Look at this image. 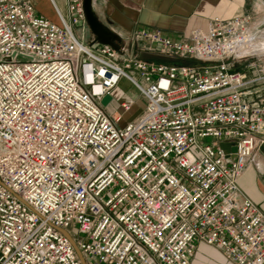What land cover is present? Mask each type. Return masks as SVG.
<instances>
[{
  "label": "built area",
  "instance_id": "built-area-1",
  "mask_svg": "<svg viewBox=\"0 0 264 264\" xmlns=\"http://www.w3.org/2000/svg\"><path fill=\"white\" fill-rule=\"evenodd\" d=\"M49 1L55 20L0 0V264H191L200 243L264 264V213L239 186L264 144L252 15L132 33L187 66L121 59L77 33L84 0ZM123 80L144 99L133 118L134 99L101 104Z\"/></svg>",
  "mask_w": 264,
  "mask_h": 264
},
{
  "label": "crops",
  "instance_id": "crops-1",
  "mask_svg": "<svg viewBox=\"0 0 264 264\" xmlns=\"http://www.w3.org/2000/svg\"><path fill=\"white\" fill-rule=\"evenodd\" d=\"M34 3L37 7V0H34ZM97 4L98 0H95V10L101 21L122 38L119 51L121 59L134 58L151 63L179 65L197 62L163 54L150 43L132 42L130 38L134 30L139 27L159 29L175 39H181L187 32L205 27L215 18L228 20L236 15H252L254 10L252 0H102L98 8ZM93 40L94 36L89 42ZM120 84L113 90L114 102L112 108L106 109V112L113 114L122 101L134 99L137 106L133 114L128 115V118H133L143 107L144 99L141 96L134 98L126 94L118 95ZM239 186L264 213V144L259 147L255 162L240 178ZM191 264L235 263L226 256L222 248L200 243L191 257Z\"/></svg>",
  "mask_w": 264,
  "mask_h": 264
},
{
  "label": "rangeland",
  "instance_id": "rangeland-1",
  "mask_svg": "<svg viewBox=\"0 0 264 264\" xmlns=\"http://www.w3.org/2000/svg\"><path fill=\"white\" fill-rule=\"evenodd\" d=\"M60 9L63 11V13L66 12L67 10V3L66 0H56ZM102 0H98V4H97V8L100 7ZM253 4V23H252V29L254 31V33L256 35H258L260 37L261 42H263L264 44V0H252ZM94 7H95V0H94ZM37 9L38 11L45 15L48 18H55V13H54V8L51 5L49 0H37ZM77 33L78 34H82L85 33V39L89 42L91 41V39L93 38V34L92 31L89 27V25L87 24V26H85V29H81V24L78 25L77 27ZM81 29V30H80ZM98 44H95V46ZM121 55V54H120ZM235 64H233V66L235 68H237L238 70L241 71H246V64H240L237 62H234ZM130 75H135V73L133 71H127ZM118 95H131L134 98H138L140 97L139 92L137 91V89L127 80H123L120 84V87L117 91ZM112 108V103L109 104V106L107 107V109H111ZM207 142H210V140H207ZM74 232H77V228L74 229Z\"/></svg>",
  "mask_w": 264,
  "mask_h": 264
},
{
  "label": "water",
  "instance_id": "water-1",
  "mask_svg": "<svg viewBox=\"0 0 264 264\" xmlns=\"http://www.w3.org/2000/svg\"><path fill=\"white\" fill-rule=\"evenodd\" d=\"M84 9L86 14L87 23L92 31L94 36L93 43H100L103 45H109L113 47L115 50L120 51L121 46L120 43L122 38L112 30L107 24L101 21L100 17L98 16L95 7H94V0H84ZM112 95H106L102 100L101 104L103 107H107L110 102L112 101ZM221 148L227 151L228 155L237 152V148L232 146L230 143H221ZM64 234L69 236L67 232L64 231ZM81 260L83 262L84 258L79 252L78 248L76 247L74 241L72 240Z\"/></svg>",
  "mask_w": 264,
  "mask_h": 264
},
{
  "label": "bare ground",
  "instance_id": "bare-ground-1",
  "mask_svg": "<svg viewBox=\"0 0 264 264\" xmlns=\"http://www.w3.org/2000/svg\"><path fill=\"white\" fill-rule=\"evenodd\" d=\"M53 19H56V16H55V18H53ZM258 46H259L260 48H264V44H263V43H262L261 45L258 44ZM96 90L99 91L100 89L97 87Z\"/></svg>",
  "mask_w": 264,
  "mask_h": 264
},
{
  "label": "trees",
  "instance_id": "trees-1",
  "mask_svg": "<svg viewBox=\"0 0 264 264\" xmlns=\"http://www.w3.org/2000/svg\"><path fill=\"white\" fill-rule=\"evenodd\" d=\"M182 65H186V64H182ZM194 65H196V63L195 64H188L187 66H194Z\"/></svg>",
  "mask_w": 264,
  "mask_h": 264
}]
</instances>
